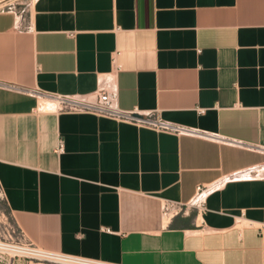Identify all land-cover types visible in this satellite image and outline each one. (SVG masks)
Listing matches in <instances>:
<instances>
[{
    "label": "crops",
    "instance_id": "crops-1",
    "mask_svg": "<svg viewBox=\"0 0 264 264\" xmlns=\"http://www.w3.org/2000/svg\"><path fill=\"white\" fill-rule=\"evenodd\" d=\"M102 90L120 110L193 133L55 109L56 97ZM198 188H209L203 210L189 206ZM0 191L45 252L264 264V0L0 10Z\"/></svg>",
    "mask_w": 264,
    "mask_h": 264
},
{
    "label": "built area",
    "instance_id": "built-area-1",
    "mask_svg": "<svg viewBox=\"0 0 264 264\" xmlns=\"http://www.w3.org/2000/svg\"><path fill=\"white\" fill-rule=\"evenodd\" d=\"M11 88V87H10ZM117 92L111 91H100L95 100H87L79 97H56L55 98V109L58 111L67 112H90L96 115L105 116L131 124L151 128L157 131L169 132L174 134H192L190 130L166 123L153 116H142L132 111H123L116 106ZM63 149L62 143L59 142L56 152H61ZM253 170L246 172L247 176L251 174ZM209 188H198L195 198L190 202L189 206L196 207L203 210V203ZM2 193L0 191V199H2ZM164 212H169L167 205L163 206ZM176 210V209H175ZM28 247L35 248L31 244ZM62 255V254H57ZM101 263V262H100ZM106 264V263H104Z\"/></svg>",
    "mask_w": 264,
    "mask_h": 264
},
{
    "label": "rangeland",
    "instance_id": "rangeland-1",
    "mask_svg": "<svg viewBox=\"0 0 264 264\" xmlns=\"http://www.w3.org/2000/svg\"><path fill=\"white\" fill-rule=\"evenodd\" d=\"M34 0H0V10L28 11ZM0 243L16 246L21 249L37 250L28 247L23 236L12 223L11 215L0 201ZM54 254V253H53ZM0 264H60L48 257H39L36 253H17L0 250Z\"/></svg>",
    "mask_w": 264,
    "mask_h": 264
},
{
    "label": "bare ground",
    "instance_id": "bare-ground-1",
    "mask_svg": "<svg viewBox=\"0 0 264 264\" xmlns=\"http://www.w3.org/2000/svg\"><path fill=\"white\" fill-rule=\"evenodd\" d=\"M0 250L1 251H10V252H17V253H36L39 257H48L60 264H104L92 260H86L82 258H76V257H70V256H65V255H57L49 252H45L39 249L37 250H29V249H21L16 246L12 245H5L0 243Z\"/></svg>",
    "mask_w": 264,
    "mask_h": 264
}]
</instances>
